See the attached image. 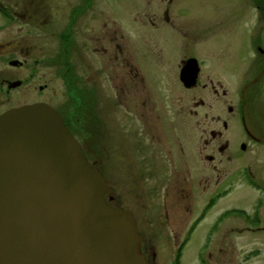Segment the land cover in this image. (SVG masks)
I'll use <instances>...</instances> for the list:
<instances>
[{"label": "flooded vegetation", "instance_id": "af4514ba", "mask_svg": "<svg viewBox=\"0 0 264 264\" xmlns=\"http://www.w3.org/2000/svg\"><path fill=\"white\" fill-rule=\"evenodd\" d=\"M171 1L163 0L162 4ZM32 2L35 15L38 11H41L39 14L42 15L44 8L47 10L46 0ZM260 2L261 5L255 6L257 18L251 25L253 35L257 36L253 40L252 56L247 58L248 68L244 73L240 90L236 94L237 103L233 106L226 104L227 111L231 115L228 119H226L227 116L223 118L219 113L210 115V119L205 120L208 122L205 126L208 129L203 128V118L208 119V114L201 113L202 99L187 98L185 90L196 87L206 88L209 85L216 94L218 90L212 78L202 82L203 67L194 55L180 59L177 77L183 90L178 92L177 97L169 99L163 96L160 87L157 95L149 89L143 73L136 64L139 61L138 56L118 49L121 61L116 73L120 82L114 83L113 86L114 90L118 89L117 92L115 91V97H117L114 99L111 97L108 104L112 103V105H107L104 82L106 79L103 69L89 63L85 67L87 71L83 76L77 70L74 60L71 61L69 56L66 57L69 50L64 46L63 61L60 57L57 58L60 64L56 69V75L65 87L68 100L57 107L43 99L34 101L51 105L61 115L65 126L81 144L88 160L100 170L106 183L104 193L106 202L131 213L137 226L144 255L150 247L138 228L132 210L123 205L122 200L126 199L117 188L122 189L126 194L128 191L132 193L127 194L128 201L136 202L138 208L147 212L148 215L153 209L144 211L138 203H142V207H145V202L153 207L158 202L162 203L165 218H174L177 226H172L169 222L163 223L164 226L160 232L162 239L158 241V246L169 245L174 240L175 253L172 262L179 264L183 251L181 248L191 240L192 235L198 230L207 214L217 205L219 199L233 190V183L223 185L225 179L218 177L219 166L223 165L222 157L232 159V155L228 152L230 141L224 138V132L231 128V124L237 122L240 124L238 128L241 131L240 136L245 139L240 143L242 151H246L248 145L252 144L264 147V0ZM23 3L25 10L22 15V0H0V66H2L0 97L5 99L7 104L11 91L24 86L26 82V78L20 71L26 67V60L22 57V16H27L28 4L31 5V3ZM101 7L102 4L98 3L96 8L95 0H83L78 7L71 8L68 26L84 19L83 15H92L93 9L95 15L99 13L102 16ZM245 8L248 12L250 11L248 7ZM162 10V17L158 18L159 22L156 21L155 24H174L176 14H170L169 7L163 6ZM153 18L156 19L155 14L148 15L147 20L155 22ZM32 19L29 18V21ZM52 20L50 16L35 18L36 24L40 26L54 25ZM247 23H250V20ZM12 25H17L18 33L21 32L19 42L15 44H12L14 39L11 34L16 33L11 31ZM67 30L70 31L69 28ZM67 40L69 47L71 39L67 38ZM118 54L116 53L115 58L119 57ZM189 58L197 60L199 72L196 84L185 87L180 79V70ZM15 60L16 62L12 63ZM12 69L18 71V75L12 74ZM160 79L164 81L162 77ZM110 80L112 81V77ZM17 82L19 83L12 86ZM44 86L39 85V89ZM221 96L227 98L226 91ZM113 105L122 107L124 113L118 117L110 115ZM11 107L15 106L8 105L0 113ZM169 109H172L174 113H168ZM111 116L115 118L116 123L120 120L119 123L111 124L109 121ZM220 123L223 131L218 129ZM122 132L127 136L125 139L121 138L124 135ZM111 136L115 137L111 139ZM94 139H98V146L91 145ZM110 145L115 147L114 152L110 150ZM98 147L101 154H98V161H96ZM109 164L114 167L109 168ZM239 169L242 171L237 174L240 173L243 176L242 181L245 185L249 184L257 192L264 190V181L254 174L249 164L236 168V170ZM126 183L130 185L131 190H126ZM196 197H199V206L196 205ZM154 210L159 212L158 209L154 208ZM218 217L223 218L226 225L239 222L247 227V230L261 229L264 228L262 226L264 202L256 208L253 218L248 216L244 209L235 208L222 210ZM214 230V222L208 229L206 227L205 242L207 245L210 244L211 248ZM177 239L180 241L175 243ZM211 254L212 252H209L200 257L201 263L210 264ZM152 257L154 259V253L150 260L146 258L147 264H151Z\"/></svg>", "mask_w": 264, "mask_h": 264}, {"label": "rangeland", "instance_id": "374dc122", "mask_svg": "<svg viewBox=\"0 0 264 264\" xmlns=\"http://www.w3.org/2000/svg\"><path fill=\"white\" fill-rule=\"evenodd\" d=\"M32 1L35 0H22V15L25 10L23 2L31 3L28 4L30 8L28 7L27 16H22V57L26 60V67L20 71L26 82L24 86L11 91L8 104L0 97V111L8 105L17 107L38 99H43L54 107L68 100L65 87L56 75V69L60 64L57 58L60 57L63 61L65 45L62 37L69 34L71 40L68 56L71 61L74 60L80 74L84 76V72L87 71L85 67L89 63L103 69L107 105H112L108 104L111 97L113 99L117 97L113 86L114 83L120 82L116 73L121 61L118 49L138 56L139 61L136 64L143 73L149 89L157 95L160 87L163 96L169 99L177 97L178 92L183 90L177 77L180 59L194 55L203 67L202 82L212 78L218 90L216 94L210 85L206 88L185 90L187 98L195 97L203 101L201 113L208 114V119L203 118V128L208 129L205 127L208 124L205 120H209L210 115L219 113L223 118L227 116L226 119L231 116L226 104L233 106L237 103L236 94L248 68L247 58L252 56L253 40L257 36L253 35L251 25L257 18L255 6L261 3L260 0H172L170 3H163L164 5L163 0H95L96 8L98 3L102 4V16L99 13L95 15L93 9L92 15H83L84 19L71 26H68L71 8L78 7L83 0H46L47 10L42 9V15L41 11L34 14ZM163 6L169 7L170 14H176L174 24H155L156 21L159 22L158 18L162 17ZM245 7L250 11L248 12ZM153 14L156 19L152 20L155 22L148 21V15ZM39 16H50L54 25H37L35 18ZM29 18L33 19L29 21ZM248 20L250 23H247ZM17 30V25L11 26V31L16 32L11 34L14 39L12 44L19 42L21 32L18 33ZM116 53L119 56L117 58ZM142 56L147 58L144 59ZM11 72L18 75V71L14 69ZM161 77L164 81L160 79ZM45 84L47 85L44 86ZM39 85L44 87L39 89ZM222 91H226L227 98L221 96ZM111 110L110 115L115 117L124 113V109L119 106L113 105ZM169 110L168 113H174L172 109ZM109 121L111 124H117L120 120L116 123L115 118L111 116ZM239 127L240 124L235 122L227 132H224V138L230 141L228 152L232 159L228 160L223 156V165L219 166L218 171V177L225 179L223 185L233 183V190L219 199L191 240L181 248L183 251L179 264H204L201 263L200 257L209 252H212L210 264H264V228L247 230V227L239 222L226 225V221L218 217L222 210L235 208L244 209L248 216L253 218L256 208L264 202V190L257 192L249 184L245 185L242 181L243 176L240 175L242 170H236L249 164L254 174L264 181V147L252 144L248 145L246 151H242L240 143L245 139L240 136ZM218 129L224 130L221 123ZM125 135L121 138L125 139L127 137ZM114 137L111 136V139ZM97 141L98 139H94L90 143L98 146ZM114 148L110 145L112 152ZM96 149L98 161L99 147ZM110 166L113 165L109 164V168ZM129 189L131 190V187L126 183V190ZM117 190L126 199L122 200L123 205L132 210L138 228L150 247L145 254L146 258L150 260L154 253L151 264H173L174 240L169 245L159 246L158 241L162 239L160 232L163 223L169 222L172 226H177L175 219L165 218L161 202L154 207L148 206L146 202L145 207L138 203L144 211L153 209L148 215L138 208L136 202L128 201V195L132 193L128 191L127 195L122 189ZM199 201V197H196L197 206ZM116 202L118 203L117 198ZM174 216L176 217V214ZM213 222L215 230L211 248V245L205 242V236L206 227L208 229ZM179 241L177 239L175 243Z\"/></svg>", "mask_w": 264, "mask_h": 264}, {"label": "water", "instance_id": "95a60500", "mask_svg": "<svg viewBox=\"0 0 264 264\" xmlns=\"http://www.w3.org/2000/svg\"><path fill=\"white\" fill-rule=\"evenodd\" d=\"M198 72L187 59L185 87ZM105 191L52 106L0 113V264H147L131 213L108 204Z\"/></svg>", "mask_w": 264, "mask_h": 264}, {"label": "trees", "instance_id": "16d2710c", "mask_svg": "<svg viewBox=\"0 0 264 264\" xmlns=\"http://www.w3.org/2000/svg\"><path fill=\"white\" fill-rule=\"evenodd\" d=\"M67 38H69V34H64V36L62 37L65 48L68 50V40ZM66 57L68 58V54L66 55Z\"/></svg>", "mask_w": 264, "mask_h": 264}]
</instances>
